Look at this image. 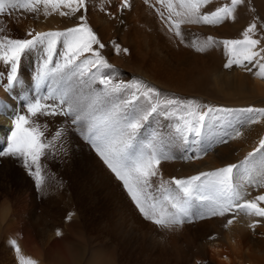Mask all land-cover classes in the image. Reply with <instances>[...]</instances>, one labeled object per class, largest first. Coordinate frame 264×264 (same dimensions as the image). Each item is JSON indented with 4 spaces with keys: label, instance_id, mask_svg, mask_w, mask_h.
I'll return each instance as SVG.
<instances>
[{
    "label": "bare ground",
    "instance_id": "1",
    "mask_svg": "<svg viewBox=\"0 0 264 264\" xmlns=\"http://www.w3.org/2000/svg\"><path fill=\"white\" fill-rule=\"evenodd\" d=\"M122 2L86 0V13H73L69 8L46 9L40 5L37 11H28L22 27L33 34L64 31L77 26L83 15L105 45L100 51L112 68L104 69V73L114 80L142 79L166 94L195 99L208 106L234 110L264 108V79L235 66L225 69L228 56L220 43L206 53L196 52L187 43L208 36L217 41L242 39L246 28L256 22L264 46V0H245L235 20L219 26H183L184 44H178L161 27L157 0H131V9L121 12L118 6ZM224 3L230 0H215L216 6ZM61 12L66 15L62 16ZM113 44L127 48L128 53L117 54ZM61 50L58 46L57 51ZM43 55L37 50L29 52L27 65L22 63L18 69L19 83L11 96L5 89L10 68L0 61L3 74L0 100L8 105L0 108V151L6 147V138L13 127V109L26 114L23 98L47 92L48 83L37 88L35 80ZM58 60L57 55L54 61ZM62 119L49 121L46 135L54 132ZM256 119L257 123H249L243 117L216 121L205 131L202 145L178 142L167 145L176 159L160 165L164 180L239 164L257 149L255 166L259 172L264 159V149H260L264 117ZM44 120L41 117L38 122ZM172 123L162 117L150 121L142 130L141 141L154 131H159L167 141L173 135ZM233 128L242 135L226 144H213L201 159L181 158L186 153L198 152L201 147L207 149L209 142L231 133ZM64 147L66 151L57 150L55 155L46 154L41 159L45 176L43 191L36 188L22 161L0 158V260L20 264L23 256L36 264H264V220L255 230L249 227L261 218L240 214L232 225L225 227L232 218L229 215L198 220L179 229H160L142 217L122 182L74 128L68 131ZM243 175L241 170L235 178L245 185L251 197L264 194V188L243 180ZM257 178L253 173V181ZM203 207L200 201H194L192 211L198 213ZM13 240L20 248L19 254L11 244Z\"/></svg>",
    "mask_w": 264,
    "mask_h": 264
},
{
    "label": "snow or ice",
    "instance_id": "2",
    "mask_svg": "<svg viewBox=\"0 0 264 264\" xmlns=\"http://www.w3.org/2000/svg\"><path fill=\"white\" fill-rule=\"evenodd\" d=\"M157 2L161 27L178 44L186 42L183 26H219L227 20L234 21L238 10L245 6V0H230L222 6H216L215 0ZM40 5L53 10L69 8L73 13L88 11L86 0H0V13L16 8L35 12ZM118 7L121 12L131 9V0H123ZM61 15L66 13L61 12ZM80 21L77 26L64 31L29 32L30 39H0V61L10 68L5 84L10 96L19 83L21 58L28 52L40 50L44 53L35 80L37 88L42 83L49 85L45 95L23 98L26 114L13 109V127L6 138V147L0 151V158L22 161L36 188L43 191L45 176L41 159L46 154L55 155L57 150L66 151L64 141L68 131L74 128L95 150L107 169L122 182L142 217L158 228L179 229L198 220L231 215L232 218L226 221L227 227L243 214L261 218L249 225L255 230L264 220V194L251 197L245 185L235 177L242 170L243 180L264 188V159L260 162L259 172H256L255 166L259 149L248 153L239 164L168 181L164 180L160 165L176 159L167 145L173 142L202 145L205 131L216 121L243 117L249 123H257V117H264V108L234 110L208 106L195 99L166 94L142 79L116 81L104 73V69L112 68L100 51L105 45L87 24L85 16L81 15ZM187 43L198 53H206L220 43L228 56L223 65L225 69L231 70L235 66L264 79V46L256 22L246 28L242 39L217 41L208 36L202 41ZM58 46L62 49L59 52ZM113 49L117 54L128 53V49L121 48L119 44H113ZM57 55L59 60L54 61ZM2 107L8 105L0 100ZM41 117L45 118L43 123L38 122ZM57 117L64 119L54 132L46 135L49 121L55 122ZM161 117L173 122V135L165 141L159 131H154L149 138L141 141L142 130L150 121ZM241 135L240 130L233 128L231 133L209 142L207 149L201 147L198 152L192 155L186 153L181 158L201 159L213 144H226ZM260 149H264V140L260 142ZM253 173L258 177L255 181ZM194 201L204 205L198 213L192 211ZM57 235L61 233L57 231ZM11 244L19 254L16 241H11ZM20 264L36 262L21 256Z\"/></svg>",
    "mask_w": 264,
    "mask_h": 264
},
{
    "label": "rangeland",
    "instance_id": "3",
    "mask_svg": "<svg viewBox=\"0 0 264 264\" xmlns=\"http://www.w3.org/2000/svg\"><path fill=\"white\" fill-rule=\"evenodd\" d=\"M2 19V20H1ZM28 19V11L21 10L19 8L16 9H6L4 13H0V39L4 37H8L10 39H30V36L27 35V32L24 30L23 25H25ZM256 19L260 21L258 15H256ZM9 22V23H8ZM25 31V32H24ZM41 52L40 50H37ZM29 52L26 53L22 58L20 65L28 61ZM27 67V66H25ZM0 264H11L9 259L0 260Z\"/></svg>",
    "mask_w": 264,
    "mask_h": 264
}]
</instances>
